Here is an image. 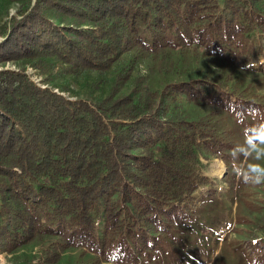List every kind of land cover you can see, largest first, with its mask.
<instances>
[{"label": "trees", "instance_id": "16d2710c", "mask_svg": "<svg viewBox=\"0 0 264 264\" xmlns=\"http://www.w3.org/2000/svg\"><path fill=\"white\" fill-rule=\"evenodd\" d=\"M253 34L264 48V0H23L0 25V64L21 60L46 81L93 73L110 88L71 101L0 69V251L38 245L39 264H57L80 246L97 264H153L196 219L193 195L210 184L198 157L225 149L209 118L184 115L182 98L221 105L207 101L212 88L224 105L250 106L209 74L160 90L136 84L134 97L119 94L130 60L107 76L123 55L176 47L234 65Z\"/></svg>", "mask_w": 264, "mask_h": 264}, {"label": "rangeland", "instance_id": "374dc122", "mask_svg": "<svg viewBox=\"0 0 264 264\" xmlns=\"http://www.w3.org/2000/svg\"><path fill=\"white\" fill-rule=\"evenodd\" d=\"M22 1L0 0V25L15 14ZM140 33L147 35L142 27ZM248 38L234 65L222 59H202L199 54L203 50L198 46L189 50L176 47L140 59L123 55L107 76L111 79L130 60V78L120 86L119 94L134 97L136 84L160 90L168 84L209 74L219 89L233 90L230 93L238 104L248 101L250 106L238 111L232 103L224 105L220 93L212 88L205 89L206 94L213 95L207 101L221 105L182 98L184 115L192 120L209 118L226 142L225 149L220 158L198 157V170L210 184L193 195L189 207L195 211L196 219L163 242L164 254L154 257L153 264H264V48L254 34ZM1 68L21 69L42 89L50 88L71 101L93 102L110 88L109 82L93 73L74 77L53 72L52 80L46 81L50 76L21 60L1 63ZM95 229L99 236L102 220L95 221ZM39 252L38 245L9 255L0 251V264H39ZM57 264L97 263H93L90 251L76 246L66 250Z\"/></svg>", "mask_w": 264, "mask_h": 264}, {"label": "built area", "instance_id": "2783aa9c", "mask_svg": "<svg viewBox=\"0 0 264 264\" xmlns=\"http://www.w3.org/2000/svg\"><path fill=\"white\" fill-rule=\"evenodd\" d=\"M31 81L33 82V83H35L36 84V82L35 81H33L32 79H31ZM38 87H40V88H44V87H41L40 85H38V84H36ZM55 93H58L57 91H54ZM61 95H63V94H61Z\"/></svg>", "mask_w": 264, "mask_h": 264}]
</instances>
